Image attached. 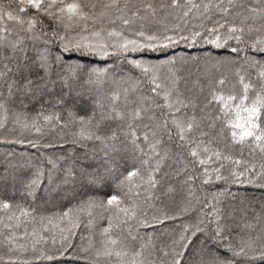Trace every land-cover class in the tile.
<instances>
[{
	"label": "snow or ice",
	"instance_id": "6c2138e0",
	"mask_svg": "<svg viewBox=\"0 0 264 264\" xmlns=\"http://www.w3.org/2000/svg\"><path fill=\"white\" fill-rule=\"evenodd\" d=\"M100 7L97 12V4L85 0H0V128L13 97L47 95L50 110L30 118L14 112L12 123L21 133L35 131L41 137L57 128L72 129L57 143L74 146L71 154L56 158L41 154L28 175H19L11 164L5 167L3 180L10 182L13 196L18 193L32 204L41 193L46 204L59 209L38 214L0 199L9 221L4 227L23 223L19 238H27L18 244L15 231L4 237L8 261L15 264L14 254L30 246L35 264H111L113 257L117 264H264V226L255 229L248 222L251 211L252 219L264 224V205L256 213L243 201L224 205L223 192L199 194L219 181L264 188V164L257 171L232 154L239 146L264 156V0H109ZM169 18L176 21L171 28L165 23ZM189 18L200 21L193 26L199 30L181 28ZM88 21L113 27L80 34L77 26ZM151 25L160 27L147 31ZM197 40L230 48L234 56L215 65L228 66L239 92L225 91L229 77L221 73L205 85L201 105L180 90L174 58H146L180 41L191 46ZM66 53L100 60L71 62ZM27 143L41 146L39 140ZM76 147L83 150L79 155ZM166 164L169 171L160 176ZM165 177L177 179L186 192L174 210L153 204ZM171 191L169 186L161 195ZM82 216L88 229L98 219L106 225L99 229V247H93L90 235L87 246L76 252L72 239ZM177 220L178 230L157 244L156 226ZM28 223L34 225L31 231Z\"/></svg>",
	"mask_w": 264,
	"mask_h": 264
},
{
	"label": "trees",
	"instance_id": "16d2710c",
	"mask_svg": "<svg viewBox=\"0 0 264 264\" xmlns=\"http://www.w3.org/2000/svg\"><path fill=\"white\" fill-rule=\"evenodd\" d=\"M7 2V0H5ZM87 3H95L97 4L96 11L99 12L102 10L100 7L103 4L109 2V0H85ZM152 2H158V0H152ZM196 3H200L201 0H194ZM207 2V0H204ZM246 4H258L259 0H244ZM215 18V16L213 17ZM165 23L169 28L172 27L176 21L169 18ZM199 20H194L189 18L187 25L181 24V28H185L187 31L199 30L198 28L194 29V25L199 24ZM207 26H211L210 22H205ZM260 21H257L254 25L258 27ZM81 22L77 26V31L83 29L80 34L88 35L92 31H100L102 28L108 29L113 27V25H109L102 21H98L93 23L92 21ZM8 27H14L12 22H8ZM138 27V26H137ZM159 25H151L146 26L147 31H157ZM119 30V28H118ZM125 35H128L131 38V32L128 30H124ZM232 43V42H230ZM234 54L231 52L230 48L225 46L221 49H216L212 45L204 43L202 40H197L191 46L186 44L183 41H180L175 46L166 49L163 53H153L146 58L152 59L154 61L165 60L168 58H174L176 60V70L177 75L181 77L179 82V88L184 93V95L192 96L197 99L199 104L202 105L204 97L207 95V88L205 85L209 83V81L218 77L221 73H225L229 77V83L226 87L225 91H235L239 92V85L236 84V81L232 78L230 74V69L227 65L218 66L215 65V61L222 60L224 58H231ZM65 57L69 59L71 62H80V63H98L99 57L92 56H83L80 53H66ZM211 57V59H209ZM108 63L111 64L112 61L108 60ZM103 66V64H100ZM164 69L162 72H166ZM236 84V87L233 88L232 85ZM203 88V91L201 89ZM4 90L3 83L0 82V91ZM51 97L44 96L41 98L39 95L36 97L31 96H16L13 97L12 103L9 105L8 119L5 122V126L0 128V199H11L12 202L20 203L22 206L35 208L37 213H45L47 214L50 211H57L59 209L52 208L49 204H46L43 199H41V193L37 194V200L35 203L29 204L27 200H24L17 193L15 196L12 195V189L10 187V182L7 184L3 180L4 169L7 165L11 164L15 166V170L19 175H28L31 172L30 165H35L40 163L43 157L52 156L53 158L64 156L67 154H71L73 151V147L71 144H63V147L57 143L60 135H64L67 139L69 138L70 132L72 129H61L57 128L55 132L47 131L46 134L41 137L35 131H25L21 133L19 127L12 123V117L14 112H25L28 114L29 118L35 115L37 112L44 110L47 112L52 108V104L50 103ZM59 111L60 109H55ZM214 110V109H213ZM199 107L197 108V115H199ZM23 138L25 143L16 144L9 141L14 139ZM28 140H39L40 147L32 148L27 141ZM45 143L53 144V147H44ZM91 147V145H89ZM83 151L79 147L75 148V152L77 155ZM43 154V157L41 156ZM232 154L236 159H240L242 161H247L248 164L255 165L256 170L260 169L261 164H264V156L257 150L252 152L249 148L244 147L241 149L239 146H236L232 149ZM171 163V162H168ZM47 167V165L45 164ZM244 164L237 166V170H243ZM175 167V165H173ZM231 165H226V168H230ZM165 171H169L168 165L166 164L160 173V176H163ZM56 176H59V173H56ZM159 178V177H158ZM171 186L173 191L167 192L166 195H161V193L166 192L168 187ZM142 197L146 196L147 193L143 192L141 189ZM217 192H223V204L227 205L232 203L234 205L239 206L240 201H243L245 205L249 206L256 213H260L262 205H264V188H260L256 185H237V184H225L223 181L215 182L212 185L205 186L203 190L199 192L201 197L208 196L210 194H215ZM233 194H235L236 199L233 200ZM186 195L184 188L178 183L177 179H169L167 177L164 178L161 185L158 186L157 190L154 192V196H160V199H153V204L157 207H166L169 210H174L176 206L179 205L182 197ZM67 206V205H66ZM0 216L4 217L2 223H0V257H3V260L0 261V264H12V262L8 261V245L4 241V237L9 235L11 231H15L17 236V243H26L27 238L20 239L19 237L22 235L25 229V224H21L20 227L15 229H8L4 227V224L9 223L7 220V214L3 211H0ZM23 219V218H22ZM184 219V218H182ZM82 223L80 227L76 229V235L72 239V246L76 249V252H79L80 245L87 246L88 237L91 235L92 245L94 248L99 247V229L106 225V220H97L92 229H88L85 227L87 219L85 217H81ZM181 221H165L163 225H157V233L159 234L158 239H156L157 244H159L160 240L167 239V233L172 229L176 228L178 230V225ZM237 222L241 227H244V221L237 217ZM248 222L252 224L255 229H259L264 226V224L258 223L256 220L252 219V212L250 211L248 214ZM11 223H15L12 221ZM34 225L28 223L26 227L29 231H31ZM61 227L63 225H60ZM51 227V226H49ZM239 230V229H237ZM247 231V229H245ZM142 231H151V229H146ZM83 236L85 239L81 240L80 237ZM45 250H47V246H45ZM69 252H72V249H69ZM76 253H73L75 256ZM147 254V252H146ZM16 256L15 264H22L23 261H29L30 264H35V261L31 259L32 252L29 246V250L26 252H17L14 254ZM104 259V258H102ZM65 260H68L67 255L65 256ZM69 264H73L72 261H69ZM111 264H117L116 258H111Z\"/></svg>",
	"mask_w": 264,
	"mask_h": 264
}]
</instances>
